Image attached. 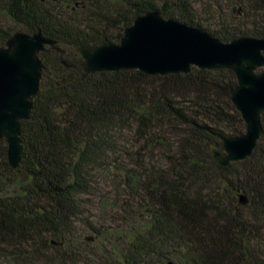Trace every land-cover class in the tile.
Wrapping results in <instances>:
<instances>
[{
  "label": "trees",
  "instance_id": "16d2710c",
  "mask_svg": "<svg viewBox=\"0 0 264 264\" xmlns=\"http://www.w3.org/2000/svg\"><path fill=\"white\" fill-rule=\"evenodd\" d=\"M152 10L225 42L264 38V0H0L21 31L41 30L61 49L39 54L45 69L18 168L0 140L2 264H77L87 255L74 248L78 224L123 247L85 264H264V112L249 157L223 166L209 151L246 131L235 72L83 71L81 46L119 42ZM14 33L0 26V45ZM97 194L104 216L94 222L86 197Z\"/></svg>",
  "mask_w": 264,
  "mask_h": 264
},
{
  "label": "water",
  "instance_id": "95a60500",
  "mask_svg": "<svg viewBox=\"0 0 264 264\" xmlns=\"http://www.w3.org/2000/svg\"><path fill=\"white\" fill-rule=\"evenodd\" d=\"M51 49L61 51L41 30L32 34L16 31L0 45V140L8 145V161L13 168H18L22 159V122L31 116L45 69L39 54ZM80 54L85 74L139 69L164 75L188 73L193 66L232 69L237 76V84L231 89L232 102L246 131L233 137L221 135L219 142L209 144V151L223 166L253 153L262 134L264 38L241 36L225 42L202 28L152 10L137 16L119 42L83 45ZM239 198L242 204L247 203L245 195Z\"/></svg>",
  "mask_w": 264,
  "mask_h": 264
},
{
  "label": "rangeland",
  "instance_id": "374dc122",
  "mask_svg": "<svg viewBox=\"0 0 264 264\" xmlns=\"http://www.w3.org/2000/svg\"><path fill=\"white\" fill-rule=\"evenodd\" d=\"M212 13H213V11L208 10L205 5H203V6H201L200 4L196 5V14L199 17H203V18L206 17L207 18V17H210V15ZM213 21H216V20L214 19ZM0 26L5 28V29H11L14 32L21 31V29H22L19 25H16L14 22H12L4 14H0ZM104 186H105L104 191L110 192L111 187L109 185H107L106 183ZM99 198H100L99 194H97L96 196H87L86 197V199L90 200L86 203V206L91 211L90 218L94 222H96L97 217L99 215L104 216L103 212L101 210V206L99 205ZM107 209L109 210L110 208H107ZM86 215H88V213H86ZM87 237H92L93 239L87 240ZM109 241L97 239L95 236H93V234L89 230L85 229L84 225L78 224L76 229H75V242H77V243H76V246H74V248L76 251L83 250V252H86L87 255H85V256L80 255V257H77V260H79V261H77V264H83V263L85 264V262H83V260H86V259H89L92 263L93 260H92V257L90 255L92 253H95L96 255H100V253L103 251V249L104 250L108 249V252H111V251L114 252L112 247L115 245H117L121 249L123 248L121 246V244L115 243L114 241H111L112 242V245H111L109 243ZM66 248L68 249L69 247L66 246ZM115 261H116L115 259H108V264H112ZM33 263L34 264H42L41 261H37V260H34ZM0 264H2L1 261H0Z\"/></svg>",
  "mask_w": 264,
  "mask_h": 264
},
{
  "label": "flooded vegetation",
  "instance_id": "af4514ba",
  "mask_svg": "<svg viewBox=\"0 0 264 264\" xmlns=\"http://www.w3.org/2000/svg\"><path fill=\"white\" fill-rule=\"evenodd\" d=\"M52 50H53V49H51L50 51H48V53L51 52Z\"/></svg>",
  "mask_w": 264,
  "mask_h": 264
}]
</instances>
